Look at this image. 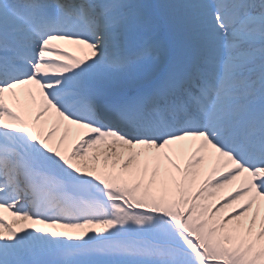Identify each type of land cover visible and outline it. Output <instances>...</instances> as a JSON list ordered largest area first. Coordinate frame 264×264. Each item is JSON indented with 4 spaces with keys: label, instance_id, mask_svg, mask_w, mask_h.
Instances as JSON below:
<instances>
[{
    "label": "snow or ice",
    "instance_id": "6c2138e0",
    "mask_svg": "<svg viewBox=\"0 0 264 264\" xmlns=\"http://www.w3.org/2000/svg\"><path fill=\"white\" fill-rule=\"evenodd\" d=\"M0 264H264V0H0Z\"/></svg>",
    "mask_w": 264,
    "mask_h": 264
},
{
    "label": "bare ground",
    "instance_id": "6f19581e",
    "mask_svg": "<svg viewBox=\"0 0 264 264\" xmlns=\"http://www.w3.org/2000/svg\"><path fill=\"white\" fill-rule=\"evenodd\" d=\"M145 2H147V0H145Z\"/></svg>",
    "mask_w": 264,
    "mask_h": 264
}]
</instances>
